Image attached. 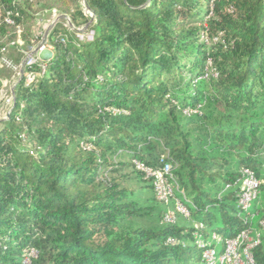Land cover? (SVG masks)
<instances>
[{"label": "trees", "instance_id": "16d2710c", "mask_svg": "<svg viewBox=\"0 0 264 264\" xmlns=\"http://www.w3.org/2000/svg\"><path fill=\"white\" fill-rule=\"evenodd\" d=\"M47 1L92 34L55 27L54 58L25 66L0 120V264H26L31 249L29 264H206L207 248L224 250L216 236L242 229H258L264 264V0H88L92 15ZM34 6L0 0V58L39 40ZM162 157L189 212L171 224L174 200L138 167ZM108 167L142 187L100 178ZM245 168L260 179L252 221Z\"/></svg>", "mask_w": 264, "mask_h": 264}, {"label": "rangeland", "instance_id": "374dc122", "mask_svg": "<svg viewBox=\"0 0 264 264\" xmlns=\"http://www.w3.org/2000/svg\"><path fill=\"white\" fill-rule=\"evenodd\" d=\"M34 1H35V6L33 10L34 17H33V25H32V34L38 36L39 40L33 46L28 48L21 47L22 44L24 43V41L21 40H19L18 42L20 44L18 47H14L12 46V42H8V45L1 51V53L4 55H1L0 58L1 60L0 61V65H1L0 66V120L2 119L4 120L7 118L13 99L15 98L14 96L15 88L19 84L18 81L21 76L23 67L25 68V66L28 65L29 60L33 56H37V54H33L34 49L37 47L39 43H43L45 47L52 49V46L49 44V37L52 34V31L55 27L63 26L67 28L71 33H77V36L83 39L84 38L86 39L90 34H92V31L88 30L87 26L82 27L83 23L81 20H77V22L73 24L71 22V18L69 14L66 13L60 14L54 11L53 9H50L49 2L47 0H34ZM87 1L88 0H80V6L82 9L86 11V13L92 15V13L87 8ZM20 58H21V63L18 62ZM29 76L31 77L32 73L28 74L27 82H29L31 79ZM164 164L166 165L165 162ZM138 167L139 168L141 167L142 169L143 165L140 164L138 165ZM210 167H212V165ZM170 169H172V167H170ZM174 177L176 179L175 175ZM100 178H104V179L116 178L121 183V185L129 187L130 189H135V191H138V189L142 187V183H140V180L137 178L136 173L131 172V170L128 168H119L117 170V168L108 167L102 172ZM174 184L176 189H178V184L176 180ZM154 185L156 187L155 182ZM175 187H174V191H175ZM173 200H174V209L169 208L167 211L176 210L175 203L176 200L179 199L175 198L174 196ZM127 221L128 218L121 219L118 225L111 227V230L113 232H120L122 230H125L126 227H128V225L126 224ZM163 221H164V217H163ZM164 223L166 222L164 221ZM219 237L223 238L220 235ZM230 238L231 235H224L223 239L229 240ZM33 251L35 252V249L30 250V252Z\"/></svg>", "mask_w": 264, "mask_h": 264}, {"label": "bare ground", "instance_id": "6f19581e", "mask_svg": "<svg viewBox=\"0 0 264 264\" xmlns=\"http://www.w3.org/2000/svg\"><path fill=\"white\" fill-rule=\"evenodd\" d=\"M166 166L168 167L169 170H165L162 174H155L153 175V178H154V182L156 183L155 192L157 198L164 203H169L174 198V194H175L174 183L176 179L172 173V169H170L171 166L168 164ZM142 169L145 171L147 175V169L150 168L143 167ZM242 174H243V181L241 183V191H240V195L242 196V201H239V203L243 208V210H245L246 213H249L250 216L255 214L257 216V212L253 211L252 209H253L254 201L257 199L259 195L260 179L254 171L248 168L243 169ZM250 176L253 179H250ZM162 180H164L165 182H162ZM158 186H159V190H157ZM175 204H176V210H169L165 214L166 217H164V221L167 222L168 224L175 223L177 221V213H180L181 215L184 216L189 215L187 208L182 204L181 201L176 200ZM246 233L248 234V236H251V243H256L252 245V254L247 253L248 242H244V239H240ZM215 238L218 240L217 242L220 241L222 242L223 238H220L219 236H216ZM168 241L171 243L174 242V240L171 239H169ZM224 241H225V247L223 248L224 250H222L221 252H218L216 248H212V247L207 248L205 250L204 258L206 260V264H227V261L225 260L228 257V245H227L228 242H234V246H230L229 248V260L231 261L232 264H257L253 255V249L260 243L259 233L258 236H255L252 235L251 230L242 229L236 235L232 236L229 240H224ZM35 254L36 252L34 251L29 252V255L25 258V263L29 264L31 258L34 257Z\"/></svg>", "mask_w": 264, "mask_h": 264}, {"label": "built area", "instance_id": "2783aa9c", "mask_svg": "<svg viewBox=\"0 0 264 264\" xmlns=\"http://www.w3.org/2000/svg\"><path fill=\"white\" fill-rule=\"evenodd\" d=\"M38 62H42V60L39 59L38 55L37 56H33L29 60L28 65H32V64L38 63ZM42 67L44 68L45 65H42ZM34 76L35 75L32 74L30 81L32 80V78H34ZM165 170H169V169L164 164V159L162 157L161 160H160V163L157 166H155L154 169H147V176L146 177L151 179L153 177V175H155V174H162ZM250 179H253V178L250 176ZM162 182H165V181L162 180ZM157 190H159V186L157 187ZM249 194H250V192H249ZM238 198H239V201H242V196L240 195V191H239V194H238ZM163 217H166L165 214H164ZM253 217H256V214L255 215H252V216H249V217H246V220H251L252 221V218ZM255 236H258V229L255 230ZM240 239H244V242H248L247 253H251L252 254V245H254L256 243H251V236H248V234L246 233ZM227 245H228V257H227V259L225 261H227V264H232L231 261L229 260V248H230V246H234V242H228Z\"/></svg>", "mask_w": 264, "mask_h": 264}, {"label": "water", "instance_id": "95a60500", "mask_svg": "<svg viewBox=\"0 0 264 264\" xmlns=\"http://www.w3.org/2000/svg\"><path fill=\"white\" fill-rule=\"evenodd\" d=\"M87 8L89 9L88 6H87ZM33 54H37L39 59L44 61V62H49L54 58L53 50L48 48V47H45L43 45V43H39L37 45V47L33 51ZM24 73H25V68L23 67L18 83H20L23 80ZM9 113H8V116H9Z\"/></svg>", "mask_w": 264, "mask_h": 264}]
</instances>
